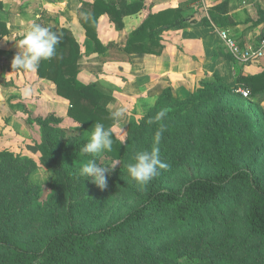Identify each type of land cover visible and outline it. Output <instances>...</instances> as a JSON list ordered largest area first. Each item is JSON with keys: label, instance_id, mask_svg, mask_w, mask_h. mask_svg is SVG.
Masks as SVG:
<instances>
[{"label": "trees", "instance_id": "1", "mask_svg": "<svg viewBox=\"0 0 264 264\" xmlns=\"http://www.w3.org/2000/svg\"><path fill=\"white\" fill-rule=\"evenodd\" d=\"M143 6L144 0L84 3L79 19L92 51L103 59L107 50L96 32L101 14L120 30L123 17ZM211 9L217 25L236 24L228 0ZM249 20L264 23V9ZM189 22L180 8H163L148 14L123 47L108 46L159 55L162 32ZM56 33V55L36 72L69 101L78 132L53 113L36 116L28 120L40 130L38 162L0 151V264H264V108L236 92L241 86L264 96V70L233 84L212 74L184 98L165 87L140 118L130 119L122 140L113 135L106 153L120 165L101 190L78 172L90 159L81 150L95 124L111 130L115 122L109 97L78 79L80 46L67 29ZM6 34L0 20V39ZM161 109L167 116L150 123ZM160 124L166 129L160 156L169 167L141 187L126 165L151 147ZM42 165L51 176L45 199L32 179Z\"/></svg>", "mask_w": 264, "mask_h": 264}, {"label": "crops", "instance_id": "2", "mask_svg": "<svg viewBox=\"0 0 264 264\" xmlns=\"http://www.w3.org/2000/svg\"><path fill=\"white\" fill-rule=\"evenodd\" d=\"M94 1L0 0V20L7 28V34L0 39V71L5 68L3 75H0V109L11 119L23 115L21 109L16 110L17 103L28 104L29 109L35 110L34 113L38 116H46L43 112L50 110L62 117L63 121L68 118L69 101L56 93L53 82L39 77L37 72L11 67L19 42L33 20L56 32L67 29L75 38L82 53L77 60L78 79L85 84H94L98 90L108 95L107 107L110 111L125 109L124 116L115 120L112 128L121 120H126L128 127L131 118H140L144 109L154 103L161 90L165 87L172 88L170 82L173 79L180 81L194 75L199 83L201 79L216 73L227 83L233 84L237 77L255 75L264 70V56L253 62L236 61L230 54L222 51L223 45L216 33L217 28H226L242 45L257 43L260 34L264 35V23L253 24L249 19L256 16L259 8L264 9V0H228V14L236 22L234 25L222 26L215 23L212 27L193 17L194 24L187 23L164 30L161 34L164 47L159 55L143 52L126 55L108 44L123 47L128 34L148 14L169 6L174 7V0H144V6L140 10L123 17L124 26L120 30L116 29L107 13L101 14L97 20L96 32L107 49L103 54L104 60L92 51V41L86 36L79 19L82 5ZM170 1L172 5H169ZM216 2L218 0L211 3ZM25 89L29 90L28 95L24 94ZM6 97L10 100V106H3L1 102ZM260 104L264 108V96L260 98ZM41 107L42 112L37 111Z\"/></svg>", "mask_w": 264, "mask_h": 264}, {"label": "clouds", "instance_id": "3", "mask_svg": "<svg viewBox=\"0 0 264 264\" xmlns=\"http://www.w3.org/2000/svg\"><path fill=\"white\" fill-rule=\"evenodd\" d=\"M60 42L61 36L52 28L46 27L35 20L31 21L25 35L19 42L18 52L11 61L12 69L27 72L38 71L42 61L50 60L56 55L57 46ZM24 94L28 95L29 90L25 89ZM167 112V109H161L150 123L162 121L167 116ZM124 114L125 109L118 108L110 115L113 120H119ZM165 131L163 124H160L153 135L151 147L137 152L133 158L134 162L126 165L128 175L141 187L146 186L158 177L161 170H166L169 167L161 159L159 149ZM113 144V132L106 128L103 123L97 122L89 135L87 143L81 150L90 159L79 169L78 176L83 178L84 181H90L101 190L107 187L106 174L118 164L120 165L119 160L110 163H98L104 153L112 152ZM49 177L51 176L36 173L32 179L33 182L39 183L43 187L44 182Z\"/></svg>", "mask_w": 264, "mask_h": 264}, {"label": "rangeland", "instance_id": "4", "mask_svg": "<svg viewBox=\"0 0 264 264\" xmlns=\"http://www.w3.org/2000/svg\"><path fill=\"white\" fill-rule=\"evenodd\" d=\"M187 1H190V4H187ZM214 0H174L172 2L174 4V7H178L181 10L182 16H185L187 19H192L193 17H196L203 21L204 19L208 21V23L211 24L212 27H214V24L218 21L216 11L212 10V5L219 3L222 0H218L216 3H211ZM171 1L169 2V5H172ZM171 7V6H169ZM161 10V9H160ZM159 11V10H158ZM157 12V11H155ZM216 15V16H215ZM195 22H189L188 24H194ZM222 51L224 53H228L224 46H222ZM229 54V53H228ZM3 58V57H2ZM4 61H6V58H4ZM253 62V61H250ZM5 68L2 69V72L0 71V75ZM211 76V75H210ZM183 82V83H182ZM170 85L172 86V92L180 97L184 98L186 97L190 92H193L198 88L199 83L195 80L194 75L188 76V79H181L178 81L177 79H173L170 82ZM6 89V88H5ZM249 92L250 90L247 89ZM6 93V92H5ZM4 96H6L4 94ZM249 101H256L260 100L259 97H253L250 93V95L247 98ZM263 100V99H262ZM261 100V102H262ZM3 106H10V100L7 99V97L1 101ZM5 103L7 105H5ZM17 109L22 110V114L18 117L10 118L6 115V112L1 111L0 109V151L7 150L12 152L13 154H18L21 157L28 156L32 158L35 162H38L39 158V152L36 149L35 143L40 140V130L38 125H36L33 122H29L28 118H33L38 115H35L34 111H31L29 109L30 106L28 104L23 105V103H17ZM43 107H41L40 110L42 112ZM148 108L144 109V113ZM6 111V110H5ZM48 114L46 112H43L44 114L49 115L52 114L50 110H47ZM40 113V112H39ZM55 114V113H53ZM56 115V114H55ZM44 117V116H42ZM122 122H119L115 127H111V131L113 132V135L118 139L122 140L125 136V132L127 129V123L126 120H121ZM63 124L69 128H74V132H78L77 128L79 127V124L75 122L74 120H71V118L64 119ZM13 129H12V128ZM123 129V131H121ZM71 132L70 130H68ZM114 160H119L118 158H113L111 155L104 153V155L99 160L100 163H110ZM117 167H119V164L111 169L106 175L108 176L114 171ZM36 173H40L41 175H47L49 176V173L42 167L39 166ZM49 180V178H48ZM48 180L44 182L43 187H41L40 191V197L41 199H45L46 195L49 192L47 183ZM40 185V184H39Z\"/></svg>", "mask_w": 264, "mask_h": 264}, {"label": "built area", "instance_id": "5", "mask_svg": "<svg viewBox=\"0 0 264 264\" xmlns=\"http://www.w3.org/2000/svg\"><path fill=\"white\" fill-rule=\"evenodd\" d=\"M216 33L225 50L236 61L247 63L259 60L264 56V35L255 44L242 45L226 28H217ZM236 92L245 98L250 95V92L241 86L236 89Z\"/></svg>", "mask_w": 264, "mask_h": 264}]
</instances>
